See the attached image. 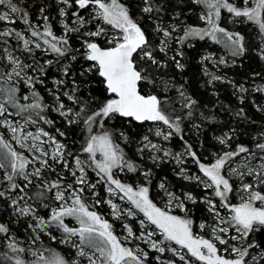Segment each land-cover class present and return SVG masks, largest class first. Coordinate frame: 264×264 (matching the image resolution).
<instances>
[{
	"label": "snow or ice",
	"instance_id": "snow-or-ice-1",
	"mask_svg": "<svg viewBox=\"0 0 264 264\" xmlns=\"http://www.w3.org/2000/svg\"><path fill=\"white\" fill-rule=\"evenodd\" d=\"M181 2L190 5L187 13L195 12L201 25L186 23L181 18L184 10L165 22L167 7L162 0H140L139 18L121 0H56L61 26L57 35L45 6H39L38 23L30 18L26 6H20L22 0H0V22L12 25L0 28V129L8 134L6 139L0 132V201L8 214L7 220L0 221V264H146L148 251L139 245L128 247L132 240L159 253L155 257L159 264H177V260L180 264H264V239H257L264 236V133L251 148L238 144L231 149L232 129L216 137L231 150L213 153L211 161L202 162L184 139L182 128L195 115L197 101L183 85L171 80L160 79V83L166 91L175 88L179 110L175 98H161L142 87H156L154 71L168 67L157 58V52L182 71L184 48L194 47L193 40L207 38L223 45L232 58L243 56L248 51L244 35L223 27L222 19L253 25L261 41L254 51L264 60V0ZM145 18L152 24V38L142 23ZM17 21L25 26L22 30L14 26ZM79 60L86 62L80 66V77L95 74L101 78L107 94L102 100L91 93L88 99L78 95L73 63ZM212 60L210 53L201 57V63ZM215 62L227 65L228 60L222 56ZM50 69L56 72L51 88L46 85ZM205 74L211 75L209 83L224 80L207 70ZM38 85L44 87L50 101ZM233 86L238 92L248 91L242 84ZM253 91L264 93V85H254ZM49 112L56 113L66 127H81L83 142L77 152L57 139V135L66 138V131L57 127L53 135L43 127L56 124ZM199 115L205 121L213 119L202 112ZM236 115L242 116L243 109ZM117 118L122 124L163 125L148 129L151 135L142 136L137 152L143 159L147 150L154 165L174 161L181 165L178 176L202 186L205 195L199 202L205 205L209 220L199 223V232L194 231L195 221L187 207L188 202H198L191 192L177 195L161 181L165 206L150 199L152 170L129 159L116 142L117 135L129 139L125 131L109 126ZM192 127L199 131L201 125L193 122ZM151 136L164 142L178 136L183 151L174 153ZM188 158L202 176L188 174L182 166ZM89 170L95 173V182H90ZM117 171L139 173L146 183L134 188L115 178ZM100 184L109 197L103 202L117 219L143 214L139 235L124 224L127 235L122 241L112 224L89 210L84 196L90 192L99 197L96 188ZM116 196L132 207L121 209L111 198ZM95 203L100 204L101 199ZM40 209L47 210V217ZM175 209L184 215L172 214ZM66 217L74 218L79 227H70ZM22 222L26 235L19 236L12 225ZM56 232L60 243L76 250L75 259L68 260L43 246L42 237L56 241ZM166 252L171 257L161 260Z\"/></svg>",
	"mask_w": 264,
	"mask_h": 264
},
{
	"label": "trees",
	"instance_id": "trees-1",
	"mask_svg": "<svg viewBox=\"0 0 264 264\" xmlns=\"http://www.w3.org/2000/svg\"><path fill=\"white\" fill-rule=\"evenodd\" d=\"M135 1L138 6L140 4V0ZM121 2L129 7L130 14L136 16L137 18L140 17V11L134 7L133 0H121ZM162 2L165 3L167 7V13L164 16L165 21L170 19L173 11L180 10L181 12L184 10L185 15L182 17H186V21H191L192 23L197 22L194 12L187 13V8L190 7L189 4H184L179 2V0H162ZM41 5L46 7V14L49 15L50 22L54 27L55 19H53V17L57 13L58 8L56 7L54 0H27L26 2L21 3L20 6H26V10L28 11L30 18L34 20L37 16L39 6ZM146 20L147 18L143 21L145 22ZM20 23L22 24V22ZM239 28L243 30L242 32L245 37V44L248 51L241 57L233 58L235 60L234 63L230 65H220V71H218L217 68L209 61L201 63V57L204 56L206 50L210 49L211 51H220L224 47L223 45L216 44L207 38L204 41L197 39L192 41L194 47L184 48L185 56L181 62L185 65V67L182 71L176 69L174 64L168 61L167 57L157 52V57L166 61L168 63V67L160 68L154 71L153 74L158 77L156 87H153L152 85H142L145 91L150 90L161 98H164V96L175 98L174 106L177 110H179L181 102L175 88H171L166 91L164 86L160 83V79H163L164 81L171 80L177 86L183 85L185 92L197 101V111L195 115L191 120H185L182 124V128L184 130V139L187 140L188 143L192 144L201 156L213 155V153L235 149L238 144H243L251 148L254 146L255 140L258 138V133L264 130V110H261L264 108V93L253 91L254 85H264V60H261L256 51H254V49L258 46L254 34L255 27L248 24L241 25ZM109 30L111 31L110 28ZM73 44H76L75 40H73ZM81 64H85L86 66V62L83 60L73 63V72L76 73L74 78L80 85L78 95L82 99H88V95L91 93L97 98V101L102 100L107 94L104 92L103 84L100 83L101 78L95 74L80 77L79 69ZM205 70H207L209 74L217 72L219 76L224 77V80H216L209 83L211 75H206ZM55 75L56 73L50 69L48 77ZM234 84H242L248 89L247 92L241 93L244 94L243 102H241V98L239 97L240 92L236 90L233 86ZM38 87L41 89V94L45 96V99H47V92L44 87L39 85ZM69 88H71L70 81ZM241 109H243V115L237 116L236 114L240 112ZM201 112L205 116H210L213 119L208 121L203 120V118L199 115ZM52 113L53 112H49L48 115L56 117ZM193 122L201 125L199 131H194V128L192 127ZM148 123L149 122L140 124L133 122L132 124H128L127 121H125L122 124L118 118L108 122L111 128L125 131L129 139L135 141L142 135L143 128ZM44 126L56 135L54 126ZM59 126L62 130L66 131L67 134L66 138L60 137L62 141L67 144L73 152H77L83 142L81 127L76 125L66 127L64 121L59 122ZM232 129H235V132L232 134L233 139L230 142L231 149H227L225 146L218 143L216 136L218 134L230 132ZM116 142L120 144L129 159L137 164H140L145 169L152 170V183L150 187L153 198H155V182L161 178H163L165 183H167L171 188L176 189L177 187H180L179 184L183 185V183H180V180L173 175L172 170L167 167L166 164H161L160 166L154 165L153 163L151 164L145 159H142L139 155H136L133 142L130 143L129 140H121L118 135L116 137ZM174 142L181 143L183 141L176 136L174 137ZM136 174L139 173H130L131 180L134 179ZM184 186L191 191L195 190V188L192 187V184L186 183ZM102 190V187H100V193H102ZM202 212H204V207L200 202L192 205V213L190 214V217L195 221L194 227H196L197 222L202 218L200 215ZM7 218L6 214H0V221L7 220ZM107 219L110 221V224H112L117 234L121 236L122 231L119 230L118 226L120 224L118 221L112 217H107ZM128 221L131 223L133 229L137 230L135 221L132 219H129ZM12 227L18 234H22V224H13ZM257 239H264V236L258 235ZM48 243L50 246H58L56 241H52L50 239H48ZM146 262L147 264H156L151 259Z\"/></svg>",
	"mask_w": 264,
	"mask_h": 264
},
{
	"label": "rangeland",
	"instance_id": "rangeland-1",
	"mask_svg": "<svg viewBox=\"0 0 264 264\" xmlns=\"http://www.w3.org/2000/svg\"><path fill=\"white\" fill-rule=\"evenodd\" d=\"M26 1H27V0H22V3L26 2ZM124 1H126V0H124ZM127 1H130V0H127ZM54 2H55V4H56V7L59 8L60 5H58V4L56 3V0H54ZM179 2H181V0H179ZM182 3H183V2H182ZM184 4H185V3H184ZM186 4H187V3H186ZM133 5H134V7H135L137 10H139V6H140V4L137 6L135 0H133ZM58 8H57V13H56V14L54 15V17H53V19H55V26L53 27V30L55 29V32H56L57 35H59V34L61 33V26H60V23H59V16H58ZM70 11H71V10H70ZM176 12H180V10H175V11H173V13L171 14V16L174 15V13H176ZM194 13H195V12H194ZM38 15H39V11H38V13H37V16H38ZM224 15L227 16V13H225ZM37 16L35 17V19H34L33 21L39 23L40 21H37ZM195 16H196V20H197V22H194V23H192L191 21H189V22L186 21V17H181V18H182L183 20H185V22L188 23V24H192V25H201V22L198 20L196 13H195ZM134 17H136V16H134ZM136 18H137V17H136ZM168 21H169V20H167V21H165V22H168ZM18 23H19V24H18ZM142 23H143V25L149 30V37L152 38V36L154 35V33H152V31H151V29H152V24H151V22L148 21V20H146L145 22L142 21ZM241 25H248V24H240V23H235V24H234V23L229 22V21L226 20V19H222V26H223V27H225V28L228 29L229 31L240 32L242 35H244L243 32H242L243 30H242L241 28H239ZM11 26H12V25H6V24H4L3 22H0V28H2V27H11ZM14 26H15L17 29H20V30H22V29L25 27V26H24L23 24H21L19 21H17V23H16ZM251 26L254 27L253 25H251ZM254 34H255L256 43H258V45H259L261 41H260V37L257 35V31H256V29H255V31H254ZM13 43H14V42H13ZM172 47L175 48L176 45L173 44ZM223 47H224V46H223ZM209 53L213 55V60H212V61H209V62H210L214 67H216L218 71H220L221 67H220V65H218L215 61H216L219 57H222V56H223L226 60H228L227 65H230V64L233 63V58L229 55L228 50H227L226 48H223V49L220 50V51H211L210 49H208V50H206V52L204 53V55H205V54H209ZM172 54H173V53H171V52L169 53V55H172ZM37 55L42 56L41 53H39V54L37 53ZM45 57H46V58H45ZM44 58L47 59V58H50V57L44 56L43 59H44ZM157 58L159 59V57H157ZM52 71H53L54 73H56L54 70H52ZM212 73H213V72H212ZM213 74L219 76V74H218L217 72H214ZM52 77H53V76H52ZM52 77H48V79L46 80V85H47V87H49V88L53 87V85H52ZM146 92H149V93L155 94L154 92H152V91H150V90H148V91H146ZM239 95H240V96H239L240 98L244 96V94H241V92L239 93ZM46 100H47V101H50V98L48 97V94H47V99H46ZM65 103H68V104H69V102H68L67 100H65ZM257 104H258V103H257ZM257 106H258V105H257ZM263 106H264V102H263ZM261 107H262V106H261ZM52 114H54V115L56 116V117H53V115L49 116V118L54 119V120L56 121V124L54 125V127H55V128H57V127L61 128V127L59 126V122H61V121H63V120H62L60 117H58V115H57L56 113L53 112ZM157 126L163 127V125H154V124H152L151 122H149L147 125L144 126V128H143V132H142V135H141L136 141H135V140L128 139L130 143H131V142L134 143V146H135V153H136V155H139V156L141 157V155L137 152V148L139 147V142H140L142 136H144V135H146V134H147V135H151V134L148 132V129H149V128H153V129H154V128L157 127ZM43 127H44L46 130H48L49 132H51L53 135H55V134H54L52 131H50L46 126L43 125ZM194 131H197V130L194 129ZM0 132H4V133H5V138L8 139V134L6 133V130H4V129H0ZM262 133H264V130H262L260 133H258V138L260 137V135H261ZM222 135H223V134H218L216 137H218V136H222ZM151 138L153 139L154 142L162 143L165 147L170 148L174 153L183 151V142H181V143H179V142H178V143H175V142H174V138H172V139H171L170 141H168V142H164V141H162L160 138H157V137H155V136H151ZM57 139H60V140L62 141V139H61L60 137H58V136H57ZM62 142H63V141H62ZM63 143H64V142H63ZM13 146H14L15 148H17V150H21V149H19V146H18V145L13 144ZM193 148H194V147H193ZM194 150L197 151L196 148H194ZM197 154L199 155L198 151H197ZM148 156H149V153H148L147 150H146V151L144 152V154H143V159H145L146 161H148V162H150V163L152 164V162L148 159ZM199 156L201 157L202 162H205V163H207V162H209V161H211V160L213 159V155H207V156H201V155H199ZM239 159H240V158H237V162L239 161ZM161 164H166L167 167H169V168L172 170L173 175H174L177 179H179V180H180V183H183V185L179 184L180 187H177L176 189H175V188H171V187H169V185H168L167 183H165V180H164L163 178H161V179H159V180H157V181L155 182V184H156V187H155V188H156V189H155V198H153L152 195H151V187H150L151 184H149V185H148V187H149V197H150V199L153 200L154 203L157 204V206L163 208V207L165 206L164 202H165L166 199H167V197L164 196L163 190H161V189L159 188V184H160L161 181H163V182L165 183V185H166V187L168 188L169 191L175 192L177 195H182V194L185 193V192H191V193L196 197V199H197L198 202L202 199V197L205 195V190L202 188V186H198L195 182H191V181L185 180V179H183L182 177H180V176L177 175V172H178L179 168L181 167V165H177L174 161L162 162V163H160L158 166H160ZM182 166L185 167V168L187 169V172H188L189 175L196 174V175H201V176H202V174H201V173L199 172V170H198V167L194 164V162L192 161L191 158H188V159L185 161L184 165H182ZM88 178H89L90 182H95V181L97 180V177H96L95 173L92 172L91 170L88 171ZM115 178L120 179V180H121L122 182H124V183H127V184L132 185L134 188H135V186L138 185V184H144V183H146L145 180H144V178H143L140 174H136V175L134 176V179L131 180V178H130V172H127V171H124V172H119V171H117V173H116V177H115ZM151 178H152V176H151ZM69 179H70V178H69ZM151 183H152V179H151ZM186 183H188V184H192V187L195 188V190H194V191L189 190L186 186H184V184H186ZM100 187H102V189H103V190H102V193H100V191H99V188H100ZM96 191L99 193V197H93V196L91 195L90 192H86V194H85V196H84L85 203L89 206V210H90V211H96V212H97V213H98L103 219H105V220H107V221H108L107 217H112V218L116 219V220L118 221V223L120 224L118 227H119V230L122 231V232H121V236H119V235L117 234V232L114 230V227H113V232H114V234L117 235L122 241H123L124 236L127 235L126 230L124 229L123 225H124V224H128L130 227H132L131 223H129V221H128L129 219H132V220L135 221V223H136V227H137V230H134L133 227H132V229H133L134 233H136L137 235H139V233H140V231H141V229H140V225H139V220L143 218V214H142V213H139L138 215H136V216H132V217H129V216H126V215H125L124 217H122V218H120V219H117V218L112 214V209H111V207H110L107 203H104V202H103L104 200H106V199L109 198V197H108V194H107V192H106V190H105L104 185H103V184L98 185L97 188H96ZM208 191L210 192V190H208ZM111 198L113 199V202L116 203L121 209H127V208L132 207V205H131L129 202H127L126 200H121V199H119V196L111 197ZM96 199H101V203L97 205V204L95 203V200H96ZM201 204H202V203H201ZM192 205H194V204H192L191 202H188V203H187V207L190 209L189 216H190V214L192 213ZM202 205H203V207H204V212H202V213L200 214L202 218L197 222L196 227H194V231H196V232H199V231H200L198 225H199V223H200L201 221L209 220V215H208V213H207V211H206V209H205V205H204V204H202ZM5 207H6V206L4 205L3 201H0V214H6L7 217H8L7 212L4 211ZM40 213H41L42 215H44L45 217H47V215H46L47 210H46V209H40ZM172 214H174V215H181V216L184 215V213L181 212L179 209H175V210L173 211ZM65 222H66L70 227H79V224L77 223V221H76L74 218H72V217H66V218H65ZM108 222L110 223V221H108ZM21 224H22V228H24V224H23V222H22ZM17 234H18V233H17ZM55 234L57 235V240H56V242H57L58 246H57V247H56V246H50L49 243H48V239H49V238H48L47 236H43V237H42V239H43V246L51 247L52 249H54V250L60 252V253H61L62 255H64L65 258L68 259V260L75 259V258H76V256H75V252H76V250H75L74 248H71V247H70L69 245H67V244H62V243H60V240H59V238H60V233H59V232H56ZM18 235H19V236H24V235H26V234L24 233V231H23V229H22V234H18ZM206 238H207V237H206ZM136 245H139L141 248H144L145 251H148V253H149L148 260L151 259V260L154 261L156 264H159V262L155 259V257L158 256V255H160V254L157 253V252H155L154 250H150V249H148L147 246L144 245L141 241L132 240L131 243L127 244L128 247H132V248H135ZM169 257H171V253H170V252H166L163 256H161V260H164V259L169 258ZM146 264H147V262H146ZM177 264H180V262H179L178 260H177ZM197 264H198V262H197Z\"/></svg>",
	"mask_w": 264,
	"mask_h": 264
}]
</instances>
